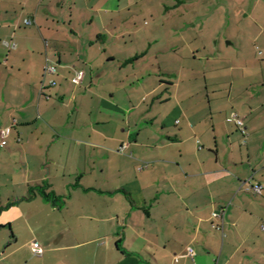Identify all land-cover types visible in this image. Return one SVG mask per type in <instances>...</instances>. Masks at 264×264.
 Here are the masks:
<instances>
[{
	"label": "crops",
	"instance_id": "obj_1",
	"mask_svg": "<svg viewBox=\"0 0 264 264\" xmlns=\"http://www.w3.org/2000/svg\"><path fill=\"white\" fill-rule=\"evenodd\" d=\"M98 1L0 0V264H264V0L196 46L171 0L162 76Z\"/></svg>",
	"mask_w": 264,
	"mask_h": 264
},
{
	"label": "rangeland",
	"instance_id": "obj_2",
	"mask_svg": "<svg viewBox=\"0 0 264 264\" xmlns=\"http://www.w3.org/2000/svg\"><path fill=\"white\" fill-rule=\"evenodd\" d=\"M80 1V0H79ZM87 3V0H86ZM90 6L96 7L100 5L98 0H88ZM240 0H182L180 6V12L177 14L180 15L181 23L186 27L187 23L195 22L203 24V28L200 30H192L187 33V40H191V45L196 46L201 44V38L203 37V42L211 41L214 36L217 35L218 38H221L222 41H225L226 35L236 34L238 30L232 29L230 25L239 19L240 10L236 8L241 5ZM171 4V0H137V5L132 8L136 12L135 23L139 30H143V33L140 31L135 35L136 46L135 49L138 53H143L144 57L140 59L139 65L141 67L144 65L146 69H151L161 76L164 75V70H172L175 66L165 65L166 63L162 62V56H166L167 49L178 47L179 51L187 52V46H179L177 42L171 45H165V38L163 35L164 31H167L168 28L163 30V18L164 6ZM174 10V9H171ZM109 14L102 15L105 18ZM97 21V16L95 17ZM115 21L118 22V19ZM156 27V28H154ZM147 29V30H146ZM173 31L171 30V33ZM219 34V35H218ZM172 35V34H171ZM196 40H194V38ZM151 39H156V42H152ZM181 45V44H180ZM111 46H108L110 50ZM186 49V50H185ZM143 56V55H142ZM158 56L159 62H161V68L158 67L156 63V57ZM149 60H153L154 66H150ZM161 69V70H159ZM264 229L263 224L261 225Z\"/></svg>",
	"mask_w": 264,
	"mask_h": 264
},
{
	"label": "built area",
	"instance_id": "obj_3",
	"mask_svg": "<svg viewBox=\"0 0 264 264\" xmlns=\"http://www.w3.org/2000/svg\"><path fill=\"white\" fill-rule=\"evenodd\" d=\"M25 23H30V21L28 19H25ZM45 69H46V71L54 72V67H52V66H47ZM81 78H82V72L77 71L75 76L73 77L72 81H73V83H78L81 80ZM231 120H233L236 123L240 132L243 135L246 134L245 128L243 125V121L241 118L237 117L236 115H233L231 117ZM10 130H11V126H8V127L4 128L0 131V135H1L0 147L4 146V139L8 136ZM247 189H251L256 194H261V192H262V187L259 184H250ZM223 215H224L223 210H218V211H214L211 213V218L214 220L211 223V226L213 228H215L217 230H222ZM31 249H32V252L36 255L42 254L41 248L39 247V245L35 241L31 242ZM186 254L188 256H191V257L194 256V251L190 246L186 247Z\"/></svg>",
	"mask_w": 264,
	"mask_h": 264
},
{
	"label": "trees",
	"instance_id": "obj_4",
	"mask_svg": "<svg viewBox=\"0 0 264 264\" xmlns=\"http://www.w3.org/2000/svg\"><path fill=\"white\" fill-rule=\"evenodd\" d=\"M40 188L42 189V186H41ZM43 193H44V196H45L46 198H49V197H50L49 195H47V194L44 192V190H43Z\"/></svg>",
	"mask_w": 264,
	"mask_h": 264
}]
</instances>
